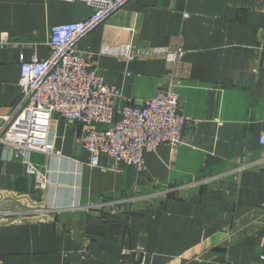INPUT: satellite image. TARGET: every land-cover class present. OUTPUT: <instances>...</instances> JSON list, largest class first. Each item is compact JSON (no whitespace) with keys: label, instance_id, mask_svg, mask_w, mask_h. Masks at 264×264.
<instances>
[{"label":"crops","instance_id":"1","mask_svg":"<svg viewBox=\"0 0 264 264\" xmlns=\"http://www.w3.org/2000/svg\"><path fill=\"white\" fill-rule=\"evenodd\" d=\"M91 13L80 1L0 0L12 42L0 47V114L21 101L20 57L47 59L50 29ZM77 49L120 90L115 111L175 91L182 143L144 153L145 170L104 157L102 170L81 148L85 126L54 116L50 153L28 156L42 181L0 144L1 209L48 211L0 225V264H262L264 4L131 0Z\"/></svg>","mask_w":264,"mask_h":264},{"label":"built area","instance_id":"2","mask_svg":"<svg viewBox=\"0 0 264 264\" xmlns=\"http://www.w3.org/2000/svg\"><path fill=\"white\" fill-rule=\"evenodd\" d=\"M80 1L92 9L80 22L53 26L47 42L48 57L25 61L20 57L18 86L19 105L8 115L0 114V144L9 147L14 157H21L28 174L39 181L43 177L28 161L31 153L49 154L53 117L67 125L81 123L86 130L81 148L89 155V166L104 170L102 157L125 166L145 170L144 153L160 146L175 153L182 143V129L187 122L179 110L178 95L171 88L159 90L140 105L126 100L115 111L114 100L120 90L98 75L90 57L78 51V44L131 0H63ZM264 4V0H254ZM12 42L0 36V47ZM129 46L124 56L131 59ZM173 59L183 56L181 49L167 51ZM97 127V128H96ZM264 146V134L259 138ZM59 155L58 151H53ZM1 209L0 225L17 219L41 218L47 210ZM5 200L0 198V206ZM264 264V256L260 257Z\"/></svg>","mask_w":264,"mask_h":264}]
</instances>
